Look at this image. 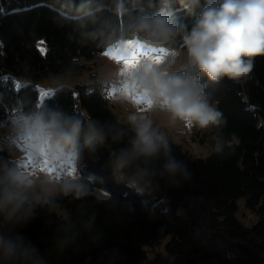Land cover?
Listing matches in <instances>:
<instances>
[{
	"label": "clouds",
	"instance_id": "obj_1",
	"mask_svg": "<svg viewBox=\"0 0 264 264\" xmlns=\"http://www.w3.org/2000/svg\"><path fill=\"white\" fill-rule=\"evenodd\" d=\"M179 3L199 9L191 27L175 18L171 0H133L130 7L124 0H82L78 7L61 0L53 6L61 20L78 26L79 42L94 46L105 70L84 78L70 67L39 86L53 95L86 87L122 117L101 122L85 110L69 114L22 100L8 110L0 120V264H51L53 253L78 248L85 237L101 245L104 233L94 205L112 213L116 201L95 187L94 174L82 175L85 152L108 146L114 172L142 190L157 186L158 179L173 187L191 181L187 164L173 155L175 136L213 129L221 135L216 153L234 147L222 135L226 119L208 89L225 79L244 85L252 78L255 58L264 56V0ZM74 64L81 65L79 57ZM17 83L33 81L20 77ZM98 192L104 198H96ZM64 199L79 202L74 213L60 214ZM37 209L60 220L46 254L16 231ZM105 255L115 264L119 249Z\"/></svg>",
	"mask_w": 264,
	"mask_h": 264
},
{
	"label": "trees",
	"instance_id": "obj_2",
	"mask_svg": "<svg viewBox=\"0 0 264 264\" xmlns=\"http://www.w3.org/2000/svg\"><path fill=\"white\" fill-rule=\"evenodd\" d=\"M60 2L0 0V120L6 118L18 100L39 103L37 82L70 67L78 73L90 70L89 62L95 58L96 50L91 44L79 42L75 23L61 20L52 10ZM81 2L73 0L77 7ZM132 2L124 0L129 7ZM204 3L200 0L201 6ZM171 7L175 18L191 27L199 9L186 10L179 0H171ZM40 39L47 44L45 53L37 45ZM77 57L81 65L74 64ZM20 77L31 79L33 84H18ZM208 91L226 119L222 135L234 147L196 157L174 141L173 155L187 164L191 181L173 187L166 178L158 179L157 186L142 190L130 187L126 179L114 172L108 146L95 153L85 152L82 175L94 174L98 178L95 187L109 192L117 210L109 213L95 204L99 211L97 224L104 233L101 245L94 246L85 237L78 248L53 253L51 264H109L105 252L114 248L119 249L115 264H144L146 247L153 248L168 236L166 248L171 253H183L190 248L203 258L214 259L215 264H264V56L255 58L252 78L246 84L225 79ZM41 104L69 114L85 110L101 122H114L113 115L118 117L113 108L109 111L98 92L89 94L80 85L57 91ZM196 132H203L202 140L214 134L220 142L221 135L213 129ZM162 163L161 159L157 167ZM96 198L103 197L96 194ZM239 198H244L245 206L258 215L253 227L243 224L237 216ZM89 202L94 203V199ZM78 203L62 200L59 212L65 213L60 214L74 213ZM59 223L55 214L37 209V216L16 231L46 254L53 247ZM188 264L194 261L189 260Z\"/></svg>",
	"mask_w": 264,
	"mask_h": 264
},
{
	"label": "rangeland",
	"instance_id": "obj_3",
	"mask_svg": "<svg viewBox=\"0 0 264 264\" xmlns=\"http://www.w3.org/2000/svg\"><path fill=\"white\" fill-rule=\"evenodd\" d=\"M37 45L43 53L46 52L47 44L43 39L38 40ZM89 67L90 70L79 72L84 78H87L92 72L105 70L103 62L96 56L92 61L89 62ZM39 84L40 81L36 83V88L39 92V103L41 104L43 100L51 94L46 89L41 88ZM113 110L119 118L122 117V113L115 107H113ZM208 131L210 132V129L207 130V132ZM202 134L203 132L198 134L196 130H193L184 136H175L174 141L181 144L182 147L189 151L193 156L207 157L213 152L214 146L219 143V139L216 135L209 134L207 136L208 138L206 137L204 140H202ZM234 140L236 141L237 138L234 137ZM104 191L108 192L107 190ZM96 194L104 198V193L98 192ZM237 203L239 207L237 212L239 220L246 226L253 227L258 222V215L245 206L244 198H239ZM60 213L64 214L65 211L61 210ZM152 218H155L154 212L152 213ZM169 240L170 236L163 239L161 244L156 245L153 248L146 247L148 252L144 264H188L189 260H193L194 264H215L214 259L203 258L201 253L194 252L190 248H188L183 253L169 252L166 248V244L169 242Z\"/></svg>",
	"mask_w": 264,
	"mask_h": 264
}]
</instances>
